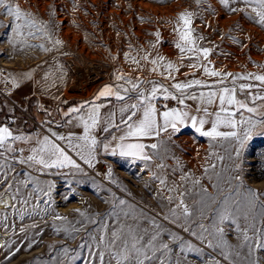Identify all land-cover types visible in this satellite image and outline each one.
Segmentation results:
<instances>
[{
    "label": "rangeland",
    "instance_id": "obj_1",
    "mask_svg": "<svg viewBox=\"0 0 264 264\" xmlns=\"http://www.w3.org/2000/svg\"><path fill=\"white\" fill-rule=\"evenodd\" d=\"M8 2L25 19L0 9V86L11 82L0 95V122L32 125L19 110L24 95L15 93L13 80L49 57L66 66V53L100 66L99 79L88 84L86 93L105 81H158L176 90L175 83L199 80L203 86L181 92L245 81L264 95L258 81L233 80L264 75V26L253 11L260 10L259 4ZM181 13L191 14L194 47L208 49L207 58L177 47H188L178 32L184 28ZM168 64L178 70H166ZM205 67L220 75H207ZM245 114L258 131L243 147L236 138L205 142L172 135L146 163L108 159L104 169L44 172L16 157L11 147L0 149V264H136L134 242L141 252L154 250L144 264H264L259 247L264 242V102ZM34 116L45 114L39 110Z\"/></svg>",
    "mask_w": 264,
    "mask_h": 264
},
{
    "label": "crops",
    "instance_id": "obj_2",
    "mask_svg": "<svg viewBox=\"0 0 264 264\" xmlns=\"http://www.w3.org/2000/svg\"><path fill=\"white\" fill-rule=\"evenodd\" d=\"M60 64L53 58H46L39 65H31L28 68L22 69L20 74L23 79L19 80L15 77L13 80V90L15 93L21 90L22 95H24V97L22 96V100L29 97L31 101H34V104L37 107L35 112L42 110L44 106L52 107L51 116L53 120L45 127L44 132L35 131L32 125H24L23 123L16 124L10 120L0 122V127H7V123L12 122L13 128L9 129V131L14 137L20 138L16 140L9 139L6 141L5 147H11L13 151L15 148L20 149L22 153L21 158H24L35 169L44 172L72 171L77 168L96 170L99 165H105L108 159L129 160L141 163L151 162L155 160L163 140L172 135H185L205 142L214 139L232 138H213L201 134V132L211 130L212 122L216 118L215 113L219 110L218 98L211 105H208L200 100L199 94L201 92H219L220 89L225 87H235L237 99L244 101L249 107L256 109V106L260 102H264V100H256L255 102H252L250 93L256 94V86H251V88H246L244 90L240 89V85H248L245 81H236L224 86L211 85L204 88L181 92L171 89L169 86L163 85L158 81H145L138 84L135 81L115 80L90 85L86 93V98L84 99L71 98L65 93L69 83V73L66 66L63 64L61 66ZM133 84H136L137 87H133ZM154 86H163V88L168 90L170 97H177V99L169 98L165 100L163 98V93H158L156 99L151 101L158 112L171 109L186 111L189 117L196 116L197 120L203 118L206 120V123L201 129V132L196 131V127H193L192 122L189 119L185 123L178 125L177 131H173L169 128L167 131H161L159 135L153 134L150 137L130 138L124 141V143L143 144L145 146L143 154L147 159L121 156L119 150L113 151V149H116V145L119 142L118 138L126 131L124 121H126L131 112L134 111L130 108V105L138 103L140 99L139 93L143 92L145 96H147ZM105 87H111L113 94L98 97L99 92ZM117 95L123 97V99H117ZM193 95L196 96V99L188 98ZM179 99H184V103L180 104ZM97 107L99 108V120L97 125L90 129L89 133L91 137L96 139L97 143L92 151L91 163H88L86 162V160L89 159L87 150L75 147V145L86 144V141L80 139V137L85 135L84 121L88 120L91 110ZM125 107H128L129 110L121 114L120 109ZM198 108L200 109L199 111H197ZM73 109H78V111H72ZM205 109H207V114L205 113ZM230 110L236 111L234 106ZM135 111L136 116H133L132 121L129 122H137L142 117V109ZM246 112L247 111L245 110H240L236 112V115L233 117L238 122L236 129H230L221 125L218 128V131H237L239 134H242L245 124L240 123V121L242 118L246 119ZM248 116L249 118H256L254 115L251 116L249 114ZM162 123L163 121L161 120L160 124ZM197 126L199 125L197 124ZM105 128L108 130L104 131ZM257 131L258 129L253 130L254 133ZM57 137H63V139H57ZM45 138L59 147L78 167L73 168L71 166H66L44 168L34 161H29L27 158L34 155L32 150L41 148L42 145L40 142ZM152 144H155L156 147L152 148ZM105 145H107V148H105Z\"/></svg>",
    "mask_w": 264,
    "mask_h": 264
},
{
    "label": "snow or ice",
    "instance_id": "obj_3",
    "mask_svg": "<svg viewBox=\"0 0 264 264\" xmlns=\"http://www.w3.org/2000/svg\"><path fill=\"white\" fill-rule=\"evenodd\" d=\"M235 2V0H233ZM244 3H256L260 5V10L253 9L256 11L257 16L259 17L258 23L264 26V0H241ZM221 3H227V0H221ZM0 9H4L6 14L13 16L17 20L25 19V14L20 10L19 7H14L8 0H0ZM235 11V9H232ZM190 13H181L179 16V21L183 23L184 28L183 30L178 29L180 39L184 41L188 47L185 48L184 46L177 45L180 48L181 52H195L200 51L202 55L207 58L209 50L208 49H196L194 47V40L191 38L192 33L190 28L188 27L191 23L190 20ZM26 23L31 24V26L35 27V23L32 20H25ZM56 43H59L57 41ZM162 59V58H161ZM153 64L156 61H152ZM196 65H191V67H195ZM166 70L173 71L178 70L175 69L174 65L168 64L166 66ZM204 72L210 76H219L220 74L214 71H210L207 67L204 68ZM117 79H120L118 77ZM223 79H227V76L223 77ZM235 79H252L255 81L264 84V75H253L248 74V76H237L234 77ZM193 86H203L202 82L199 80H191L186 83H175L171 87L175 88L177 91H183L185 89L191 88ZM133 87H137L136 84H133ZM246 88H251V85H240V89L244 90ZM158 93H163V98L165 100L172 98L177 99V97L169 96L168 90L163 88V86H154L151 89V92L145 96L143 92L139 93L140 99L138 103L130 105V108L134 111L128 116L127 120L124 121L126 125V131L123 135H121L118 140L119 142L116 145V149L113 151L119 150L121 156H129V157H137L147 159L146 156L143 154L144 145L141 143H124V141L130 138H143V137H150L153 134L159 135L161 131H167L171 128L173 131L178 130V125L185 123L187 120H191L193 127H196L197 132H201L206 120L200 118L197 120L196 116L189 117L186 111H177L176 109H171L168 111L158 112L155 105L151 103L154 99H156ZM113 94V90L111 87H105L102 91L99 92L98 97H104ZM250 97L252 102L256 100H264V95L259 94H251ZM188 98L196 99V96H190ZM199 98L202 102L211 105L217 98L219 100V110L215 113V120L212 122V127L210 131L201 132L202 135L209 136V137H223V138H236L237 143L243 147L245 142L251 139V135L253 130L256 127V123L250 119L242 118L240 123L248 125V127L244 128L243 135H240L237 131H228V132H220L218 128L223 125L224 127L230 129H236L238 122L233 118L236 115V112L240 110H245L249 113H253L256 111L255 108L249 107L247 103L242 100L237 99L236 97V88H222L217 91H209V92H201L199 94ZM117 99H123V97L117 95ZM179 103L183 104L184 99H179ZM227 105V107H226ZM235 107L236 111H231L232 107ZM142 109V117L137 122H129L132 121V117L136 116V111ZM128 107L121 108V114L128 111ZM200 109L198 108L197 111ZM72 111H78V109H73ZM205 113L207 114V109H205ZM99 120V108H93L89 114L88 120L84 121V132L85 135L80 137L81 140L86 141V144L82 145H75V147L86 149L88 152L89 159L86 162L91 163L92 151L97 143L94 137L90 136V129L95 127ZM163 121L160 124V121ZM90 121V123H89ZM197 124L199 126H197ZM108 129L105 128L104 131ZM9 139H20L19 137H14L12 133L9 131L7 127H0V149L5 148L6 141ZM57 139H63V137H57ZM70 139V138H69ZM115 139V137H114ZM41 143V148L33 149L34 155L29 156L27 159L29 161H34L35 163L41 165L44 168H52V167H66L71 166L73 168H77L78 166L71 160L65 153L57 147L55 144L51 143L47 138H45ZM72 146V145H70ZM152 148H155L156 145L152 144ZM107 148V145H105ZM6 150H10L6 149ZM239 153V149L237 150ZM254 195V194H253ZM183 204V201L180 202ZM184 214H188V209L184 208ZM203 227V226H201ZM153 240L155 237L152 238ZM247 239V236H245ZM150 243V242H149ZM161 247L167 248V245H162ZM260 248H264V242L259 244ZM133 254L137 257L136 264H144L145 260H150L152 257L148 255V251L154 250L149 248L148 250L141 252L139 248L136 247V243L132 244ZM143 256V259H140V256Z\"/></svg>",
    "mask_w": 264,
    "mask_h": 264
},
{
    "label": "built area",
    "instance_id": "obj_4",
    "mask_svg": "<svg viewBox=\"0 0 264 264\" xmlns=\"http://www.w3.org/2000/svg\"><path fill=\"white\" fill-rule=\"evenodd\" d=\"M62 61L65 63L67 70L71 74V81H70L69 85L67 86V92H68L69 97H71V98L85 97L86 96L85 95L86 88H87L88 84L96 81L100 77L99 76V74H101L100 73L101 72L100 66L98 64L92 62V61H85L84 58L81 56H79L77 58L76 55L73 53L72 54L71 53L63 54L62 55ZM83 67H89V68L97 67L98 70L95 73H88L87 77H85V80H83V78H81V76H80V74H81L80 70ZM9 87H10V82L8 80L4 81L3 84L0 86V95L5 96V93H3V90L7 89ZM22 102L24 105V109L18 107L19 110H21V112L24 114V116L30 121L32 126H34L35 131H39V132L43 131L44 132L45 127L51 122V119L48 116V114H50L52 112V107L51 106H44L42 108L41 112H43L45 114V116H43V118H41V119H37L34 116V112L36 111L37 107L36 106L32 107V104H30V102H31L30 98L26 97L22 100ZM29 108H30V110H29ZM29 111L30 112L32 111V112L30 113ZM7 128L12 129L13 123L8 122ZM14 153L16 154V157L21 158L22 153H21L20 149L15 148ZM99 166H101L104 169L103 165H99Z\"/></svg>",
    "mask_w": 264,
    "mask_h": 264
},
{
    "label": "bare ground",
    "instance_id": "obj_5",
    "mask_svg": "<svg viewBox=\"0 0 264 264\" xmlns=\"http://www.w3.org/2000/svg\"><path fill=\"white\" fill-rule=\"evenodd\" d=\"M98 68L97 67H93V68H89V67H83L80 71H81V78H83V80H85V77H87L88 73H95L97 72Z\"/></svg>",
    "mask_w": 264,
    "mask_h": 264
}]
</instances>
